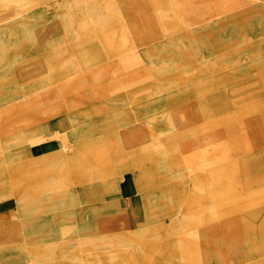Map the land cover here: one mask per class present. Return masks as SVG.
Returning a JSON list of instances; mask_svg holds the SVG:
<instances>
[{"label":"rangeland","instance_id":"rangeland-1","mask_svg":"<svg viewBox=\"0 0 264 264\" xmlns=\"http://www.w3.org/2000/svg\"><path fill=\"white\" fill-rule=\"evenodd\" d=\"M113 1L0 0V141L60 113L49 123L65 130L72 112L90 113L82 122L95 144L106 133L132 153L148 140L129 180L161 194L163 178H151L146 158L157 157L155 171L186 204L180 223H157L162 235L177 244L180 224L189 241L216 223V264H264L254 239L264 225V0ZM18 167L15 177L45 174ZM189 168L193 177L182 182ZM71 171L63 190H71ZM91 181L92 194L130 208L114 176Z\"/></svg>","mask_w":264,"mask_h":264},{"label":"crops","instance_id":"crops-1","mask_svg":"<svg viewBox=\"0 0 264 264\" xmlns=\"http://www.w3.org/2000/svg\"><path fill=\"white\" fill-rule=\"evenodd\" d=\"M89 115L72 112L65 130L61 127L63 122L49 123V118L43 125H35L29 131L20 129L13 137L7 134L0 141V208L4 209L0 211V264L215 263L212 257L218 255L220 228L216 223L202 230L196 228L189 241L186 235L181 236L187 229L182 230L180 224L177 231L180 235L174 237L181 240L177 244H172L171 237L162 235L165 226L157 223L172 216H177L180 223L184 220L181 211L186 204L172 193V182L164 172L154 170L161 167L157 157L146 156L153 170L151 178H155L154 174L163 178L161 194L147 192L139 185H144L143 182L129 180L133 167L143 164L148 140L137 144L132 153L123 151L106 133L102 134L100 143L90 142V128H86L89 124L82 122ZM139 139L134 136L131 141L137 143ZM44 141L46 146H38L37 142ZM41 162L46 164L41 166ZM34 166L37 173L45 172L44 177L12 174L16 167L31 170ZM67 170H72L75 177L72 181L75 187L72 185L71 190L61 188ZM187 171L179 176L182 182L193 177L194 170ZM106 175L114 176V182L124 186L130 208L123 207L118 198L107 202L106 193H91L92 176L105 184ZM59 189L61 195L55 194ZM123 210L127 214L120 219ZM104 225L116 229L105 234L101 230ZM233 231L232 227L226 230L227 234ZM258 233L254 239L264 248V225L259 226ZM128 245H136V252L125 250L131 247ZM204 248L212 250L210 258L203 256ZM259 259L264 260V251Z\"/></svg>","mask_w":264,"mask_h":264},{"label":"bare ground","instance_id":"bare-ground-1","mask_svg":"<svg viewBox=\"0 0 264 264\" xmlns=\"http://www.w3.org/2000/svg\"><path fill=\"white\" fill-rule=\"evenodd\" d=\"M114 1H115V0H114ZM114 1H113V2H114ZM98 4H99V3H98ZM86 5H87V4H86ZM86 5H85V6H86ZM87 6H88V5H87ZM89 8H90V7H89ZM123 11H124V10H123ZM123 14H124V12H123ZM154 15H155V14H154ZM95 17H96V16H95ZM106 19H107V18H106ZM160 37H161V36H160ZM38 137H39V136H38ZM57 159H58V158H57ZM149 159H150V158H149ZM149 159H147V160H149ZM60 160H61V159H60ZM55 161H56V160H55ZM57 161H58V160H57ZM61 164H62V163H61ZM153 164H154V163H153ZM43 165H44V164H43ZM155 165H156V164H155ZM49 166H50V165H49ZM61 167H62V166H61ZM61 167H60V168H61ZM40 168H41V167H40ZM40 168H39V169H40ZM57 169H58V168H57ZM35 170H36V169H35ZM46 170H47V169H46ZM154 170H155V169H154ZM57 172H59V171H57ZM187 172H188V171H187ZM54 173H55V172H54ZM49 176H50V175H49ZM181 178H182V177H181ZM184 180H185V179H184ZM168 188H169V187H168ZM166 190H167V189H166ZM168 191H169V190H168ZM168 191H167V192H168ZM172 205H173V204H172ZM170 206H171V205H170ZM181 206H182V205H181ZM168 209H169V208H168ZM169 210H170V209H169ZM179 212H180V211H179ZM174 213H175V212H174ZM170 214H171V213H170ZM253 220H254V219H253ZM254 221H255V220H254ZM256 247H257V246H256ZM254 249H255V248H254ZM255 251H256V250H255ZM112 255H113L112 253H111V254L108 253V257H112ZM74 262H76V261L74 260ZM77 262H78V261H77ZM208 264H216V263H208Z\"/></svg>","mask_w":264,"mask_h":264}]
</instances>
